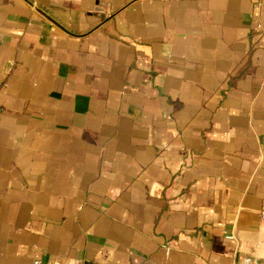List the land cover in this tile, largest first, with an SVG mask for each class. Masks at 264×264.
<instances>
[{
  "label": "crops",
  "instance_id": "obj_1",
  "mask_svg": "<svg viewBox=\"0 0 264 264\" xmlns=\"http://www.w3.org/2000/svg\"><path fill=\"white\" fill-rule=\"evenodd\" d=\"M264 0H0V264H264Z\"/></svg>",
  "mask_w": 264,
  "mask_h": 264
},
{
  "label": "built area",
  "instance_id": "obj_2",
  "mask_svg": "<svg viewBox=\"0 0 264 264\" xmlns=\"http://www.w3.org/2000/svg\"><path fill=\"white\" fill-rule=\"evenodd\" d=\"M261 220L264 222V209L260 212ZM34 264H42L40 261H35ZM242 264H255L251 259H245Z\"/></svg>",
  "mask_w": 264,
  "mask_h": 264
}]
</instances>
